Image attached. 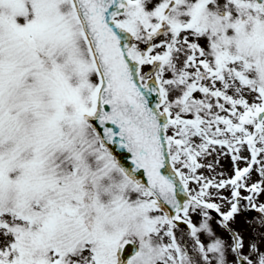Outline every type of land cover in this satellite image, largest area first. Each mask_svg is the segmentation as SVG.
Wrapping results in <instances>:
<instances>
[{
  "label": "snow or ice",
  "instance_id": "6c2138e0",
  "mask_svg": "<svg viewBox=\"0 0 264 264\" xmlns=\"http://www.w3.org/2000/svg\"><path fill=\"white\" fill-rule=\"evenodd\" d=\"M0 264H264V0H0Z\"/></svg>",
  "mask_w": 264,
  "mask_h": 264
}]
</instances>
